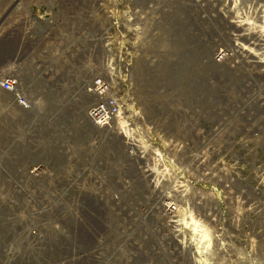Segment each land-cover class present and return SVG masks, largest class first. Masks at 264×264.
<instances>
[{
	"label": "rangeland",
	"instance_id": "rangeland-1",
	"mask_svg": "<svg viewBox=\"0 0 264 264\" xmlns=\"http://www.w3.org/2000/svg\"><path fill=\"white\" fill-rule=\"evenodd\" d=\"M260 43L264 0H0V74L41 108L0 89V264H264V131L226 118L235 63L211 65ZM96 74L123 81L137 152L83 124Z\"/></svg>",
	"mask_w": 264,
	"mask_h": 264
},
{
	"label": "built area",
	"instance_id": "built-area-1",
	"mask_svg": "<svg viewBox=\"0 0 264 264\" xmlns=\"http://www.w3.org/2000/svg\"><path fill=\"white\" fill-rule=\"evenodd\" d=\"M245 38H248L247 40L251 38L253 39L258 38V40L256 41L249 40L250 42H252L254 46L257 41L262 39L261 36L258 37L256 34L247 35ZM259 46H261V43L257 47L251 49L252 51L246 49L247 52L245 53L243 52V54L240 53V50H235L237 59H232L233 55L232 52L230 51L231 49L228 48L226 50L228 52L223 57V58L230 57L232 62L235 63L231 65L232 68L229 67V64H227L226 72L227 74H230V71L233 72L232 75L234 74L235 76L234 83L238 88V91L240 92V96L237 97V103L235 107L227 108L228 106L226 105V112H227L226 118H230L231 116L236 115L239 118V125L241 129L244 131V133L249 129L251 131V135H257V134L260 135V133L264 131L262 129L254 131L257 127V124L258 123L260 124V121L262 120L260 119V114L262 109L264 108V56L261 53ZM248 54L252 55L251 58L249 59L253 61V63H251L250 65H248L245 62V58H247ZM241 73L247 74L249 76L250 82L246 81L245 75L240 76ZM106 77L107 76L104 74H96L91 77L90 79L91 81H89L91 82V85L88 83L87 87L94 89L95 98L89 103V105L86 108V117L93 125L98 127H105V126H110L114 121L115 117L117 118L120 116L123 117L124 119H127V127H131L132 125L129 124L132 123L130 119H128V117H130L131 114H127L124 110L125 108L123 109V107H125L124 104L125 102L124 101L122 102V100H120L118 96L119 95L118 86H115L117 83L123 81L120 80L119 75H116L117 77L116 83L113 84V82H110L109 84ZM249 84L250 87L246 88ZM0 87L5 92L7 91L8 93H11V95L19 103L25 102L26 100L25 96L22 93H19V90H17L18 88L17 76L12 74L9 75L5 74L3 76H0ZM248 91L249 93H247ZM230 110L231 113H229ZM124 126H126L125 123ZM248 126L250 127L248 128ZM251 126H253L254 129H251ZM262 134H264V132ZM256 139L257 141H260L259 146L261 150L264 151V140L261 138H256ZM127 147L128 150H134L137 152V148H138L137 145H133L130 142V145L128 144ZM38 166L41 169V164H39ZM39 173L40 171H38V174ZM34 232L37 233L38 229H35ZM35 233L31 235L33 236L35 235ZM4 242H7V237L4 238ZM50 246H48L47 248H50ZM1 256L6 257L3 254V252L0 253V257ZM2 257L1 259L2 261H4Z\"/></svg>",
	"mask_w": 264,
	"mask_h": 264
},
{
	"label": "bare ground",
	"instance_id": "bare-ground-1",
	"mask_svg": "<svg viewBox=\"0 0 264 264\" xmlns=\"http://www.w3.org/2000/svg\"><path fill=\"white\" fill-rule=\"evenodd\" d=\"M4 38V47L6 48L8 45H9V40H10V38L11 37H8V34H4V36L2 37V39ZM259 42V41H258ZM257 45H259V44H257ZM239 48L242 50L243 49V47H241V46H239ZM209 50V49H208ZM237 50V49H236ZM246 52H247V50H246ZM226 53H227V51L226 50H222V49H219V50H217V53H216V57L214 56L212 59H211V65L212 66H214V69L215 68H217L216 67V65H218V66H222L223 64H225L224 62L222 63V61L220 62V60L226 55ZM233 54V53H232ZM52 55V54H51ZM249 56V55H248ZM210 57V56H209ZM216 58V59H215ZM181 60V62H182V59H180ZM121 61V60H120ZM216 61V62H215ZM219 61V62H218ZM251 61V60H250ZM205 62V61H204ZM39 63V62H38ZM177 64H178V62H176ZM175 63V64H176ZM181 64V63H180ZM210 64V63H209ZM227 65V64H226ZM174 66V65H173ZM224 69V68H223ZM227 69V68H226ZM152 70V69H151ZM216 70V69H215ZM222 70V69H221ZM49 71V70H48ZM214 71V70H213ZM54 72V71H53ZM110 72V71H109ZM23 74V71L22 72H20V76ZM63 74V73H62ZM68 74V73H67ZM163 74V73H162ZM47 74H45V76H46ZM230 75L232 76V74L230 73ZM0 76H2L1 74H0ZM16 76V75H15ZM43 76V75H42ZM42 76H39V77H41L42 78ZM50 77L51 76V74H49V75H47V77ZM60 76V78H59V80L57 79V81H61V80H64L63 79V76H61V75H59ZM240 76H242V75H240ZM44 77V76H43ZM52 77V76H51ZM108 77H110V76H108ZM45 78V77H44ZM111 78V77H110ZM110 78H106L107 79V81H108V83L110 84V82H112L111 80H110ZM251 78V77H250ZM46 79V78H45ZM55 79V78H54ZM198 79V78H197ZM229 79H230V77H229ZM66 80H67V77H66ZM247 80V79H246ZM46 81H49V79H47ZM229 81V80H228ZM232 82V81H231ZM67 83V82H66ZM122 82H120V83H117L118 85V87H119V84H121ZM195 83V82H194ZM233 83H230L229 85H232ZM60 85V84H59ZM91 85V84H90ZM62 86V85H61ZM80 86H81V84H80ZM116 86V85H115ZM164 86H165V84H164ZM214 86V85H213ZM47 88H49V86H46ZM56 87V86H55ZM78 87V86H77ZM210 87V86H209ZM80 88H83V87H80ZM0 89L1 90H3L1 87H0ZM26 89V88H25ZM28 89V88H27ZM39 89V88H38ZM53 89H54V87H53ZM229 89H230V94L232 95L234 92V89H232V87H230L229 86ZM17 90H19V93H22L24 96H26V100H25V102L24 103H19L10 93H8L9 95H11V97L13 98V100H14V102L13 103H17V104H14V105H16L15 107H17V110L19 111V113H29V112H31V113H34V111H38L37 112V114L38 113H40L39 112V109H41V108H37L34 104H33V101L31 100V94H30V96L28 95V93L26 94V93H24V86L21 84V83H19L18 82V88H17ZM56 90V89H55ZM83 90V89H82ZM80 91V90H79ZM0 92H2V91H0ZM3 92H5L4 90H3ZM7 92V91H6ZM50 92V91H49ZM82 92V91H81ZM214 92H216V90L214 91ZM233 92V93H232ZM7 94V93H6ZM80 94H82V96H80L79 98L81 99L82 97H84L85 99H86V102H85V104L88 102V99L89 98H91V99H94L95 98V94H94V89H91L90 87L88 88V87H84V91L82 92V93H80ZM0 95H2V93H0ZM57 95H58V93H57ZM234 95V94H233ZM4 96V98L6 99V96L5 95H3ZM89 98H88V97ZM198 96V95H197ZM8 97V96H7ZM228 97V96H227ZM234 97V96H233ZM233 97L231 96L230 97V99L229 98H227V99H229V105L231 106V102H233ZM3 98V99H4ZM209 98V97H208ZM33 99V98H32ZM214 99H216V98H214ZM78 101H79V99H77ZM209 100V99H208ZM92 101V100H91ZM38 102V101H37ZM36 102V103H37ZM130 102V103H129ZM127 101L126 103H124L125 104V107H123V109L125 110V112L127 113V114H132V111H130V110H132L131 108H132V106H134L133 105V102H131V101ZM197 102V101H196ZM151 103V102H150ZM124 104H123V106H124ZM36 105H40V103L39 104H36ZM216 105V104H215ZM214 105V106H215ZM78 106V105H77ZM81 106V105H80ZM80 106H78V111H79V108H80ZM197 109V108H196ZM14 110V109H13ZM16 110V109H15ZM84 110V109H83ZM83 110L82 111H79L78 113L79 114H81V116H82V119H83V121L82 122H84L83 124H85V119L84 118H86V121H87V123H88V128H89V130H92L93 132H95V133H100L101 135H102V139L104 140L105 138H109V142H111V143H113V144H115V145H121V144H124L125 146H127L128 144L130 145V140H128V138H127V140L125 141L121 136H119V133L120 132H122L121 131V129L123 128H125V127H123L124 126V123L126 124V119H124L123 117H115V119H114V121L112 122V124L110 125V126H105V127H98V126H95V125H93L88 119H87V117H86V110H85V113L83 112ZM41 114V113H40ZM130 117H128V119H129ZM131 118H133L134 119V116L133 117H131ZM130 118V119H131ZM120 119V123H116L118 120ZM135 119H136V117H135ZM116 124V125H115ZM87 127V126H86ZM122 127V128H121ZM122 129V130H123ZM125 134V133H124ZM122 135V134H121ZM100 137V136H99ZM126 139V138H125ZM132 143V142H131ZM110 144V143H109ZM108 145V144H107ZM109 146V145H108ZM111 146V145H110ZM55 147V146H54ZM93 151V150H92ZM120 151V150H119ZM38 170V168H36V169H34V171H35V173H36V171ZM151 171V170H150ZM38 172V171H37ZM32 173V172H31ZM38 174V173H37ZM33 177V176H32ZM34 178V177H33ZM35 180H33V182H34ZM151 185V184H150ZM83 195V194H82ZM33 197L34 198H39V197H41L39 194H36V193H34L33 194ZM172 197V196H171ZM96 198V197H95ZM175 198V197H174ZM101 199V198H100ZM94 201V200H93ZM164 201V200H163ZM162 201V202H163ZM174 201V200H173ZM173 201H171V202H165V203H163L162 204V210H163V213L164 214H166L168 217L171 215V214H173L175 211H176V203L175 202H173ZM96 203V202H95ZM102 204V203H101ZM68 205V204H67ZM78 205V204H77ZM101 207V206H100ZM55 208V207H54ZM91 209V208H90ZM42 210H40V212H41ZM51 211H52V209H51ZM38 215V214H37ZM166 216V217H167ZM34 220V219H33ZM40 220V219H39ZM165 220V219H164ZM37 223H39V221H37ZM82 224V223H81ZM35 229H38L36 226H33L32 228H30V231H29V235H31V234H34L35 232ZM38 234H40V232H39V230H38V232L37 233H35V235H31V237H35V236H38ZM74 234V233H73ZM80 240V239H79ZM19 241V240H18ZM41 242V241H40ZM13 243V242H12ZM71 243V242H70ZM42 252V251H41Z\"/></svg>",
	"mask_w": 264,
	"mask_h": 264
}]
</instances>
